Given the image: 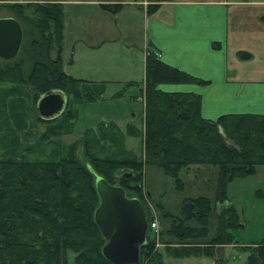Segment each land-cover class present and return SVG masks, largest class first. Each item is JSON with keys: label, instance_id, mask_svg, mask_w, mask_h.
I'll list each match as a JSON object with an SVG mask.
<instances>
[{"label": "trees", "instance_id": "trees-1", "mask_svg": "<svg viewBox=\"0 0 264 264\" xmlns=\"http://www.w3.org/2000/svg\"><path fill=\"white\" fill-rule=\"evenodd\" d=\"M10 8L22 16L28 8H35L33 20L40 38H33L36 33L30 32L34 36L26 46L27 31L15 18L23 30L20 51L14 59L0 58V264H69L72 256L74 264H112L103 256L105 240L95 221L97 177L122 187L131 198L128 190L141 195L140 183L149 166L162 170L176 183L191 167L210 166L219 172L217 204L227 202L226 188L231 180L253 176L264 167V115L205 119L200 95L165 92L159 87L209 83L165 65L152 51L147 56L141 94L145 98L143 158L125 150L126 137L139 135L135 128L122 131L116 123H102L98 131L87 133L84 159H79L77 146H68L62 139L71 135L76 117L68 97L72 95L81 103L83 92L78 86L92 83L63 70L64 6L47 2ZM240 57L250 59L251 54L241 52ZM6 83L14 85L4 87ZM24 84L31 86L34 94L29 106L22 97L24 90L19 89ZM53 91L64 93L68 104L58 118L45 120L37 116V105L42 96ZM103 97L102 90L98 98ZM32 112L37 124L46 125L43 134L27 130ZM212 210L208 198L186 200L182 217L175 218L169 230L156 237L150 229L141 250V264H166L165 255L155 249L157 241L171 244L168 238H173L183 244L207 239ZM218 218V234L206 248L166 249L167 255L214 259L216 246L237 243L234 233L243 228L239 214L229 206ZM152 222L148 221L149 225ZM243 251L248 254L246 264H264V242Z\"/></svg>", "mask_w": 264, "mask_h": 264}, {"label": "rangeland", "instance_id": "rangeland-1", "mask_svg": "<svg viewBox=\"0 0 264 264\" xmlns=\"http://www.w3.org/2000/svg\"><path fill=\"white\" fill-rule=\"evenodd\" d=\"M52 1L62 4L63 0H34L32 2L25 0H6L0 2V18H16L23 24L25 31H27L25 38L27 46L32 39L31 37L34 36L30 32L35 31L36 33L37 31L33 20L34 17L36 18L34 15L35 8H28L22 16L17 11L12 10L10 8L11 5L29 4L30 6H35V4L45 5L47 2ZM100 2L101 6L78 8L76 14L71 6L64 8L66 22L64 20L62 58L63 64H65L63 70L74 78L95 81L98 80L95 78H100L101 71H103V69L96 67L97 63H107L112 65L113 70H107L104 77L106 76L107 78H111V80H118L125 84L113 83L107 89L104 85H96L93 83L91 84L92 86H78L83 92V100L79 103L75 101L72 95L68 97L76 117L71 127V135L64 136L62 139L68 146L75 144L78 148V157L83 160V146L88 135L87 133L90 131H98L102 123H116L123 127L131 124L127 129L132 126L139 135L137 136L135 134V136L126 137L125 150L129 155L140 159L143 158L144 153L143 137L145 133V98L144 95L141 96L143 91L141 90L139 92L140 85L143 84L145 78L142 56L145 35L143 18L139 16V13L135 9L124 11L121 14L118 13L125 5H120L121 3L116 0H100ZM103 3L105 4L103 5ZM104 9L108 10L111 14L104 12ZM126 22H130L129 25L131 27L128 26L126 28ZM88 23L89 25H97L98 23H103L105 26L109 25L111 27L110 40L116 41L111 44L107 43L100 52L99 50L96 52L86 50L85 43L88 44L90 40L85 39L84 29L87 28ZM65 27L67 28L66 32ZM65 36L67 37V41ZM33 38L40 37L36 33ZM78 38H82L80 40L84 41L79 43L76 51L75 60L78 63L71 65V60L74 59L71 48L77 42L76 40ZM104 40L108 41L109 38L107 39L105 37ZM65 42L67 48L64 45ZM55 43V49L53 48L54 58L57 57L58 48L56 41ZM91 43L93 44V41ZM95 44L98 43L95 42ZM149 51L155 52L148 48L147 55ZM155 55L157 57L156 52ZM10 85L14 84L6 83L4 87H9ZM1 89L2 87H0ZM19 89L24 90L25 95L22 97L28 106L31 105L34 95L31 91V86H25L24 84L19 86ZM20 90L17 91L19 92L17 94H20ZM102 90L104 92V98L101 99L98 97H100ZM39 115L38 111L37 116ZM29 117L30 122L28 120L29 126L27 130L34 134H43L47 130L45 124H37L36 119L33 120V112L29 114ZM121 130L123 131V128ZM218 173L216 168L210 166H193L186 172H183L181 179H179L180 182L176 183L174 179L166 176L162 170L149 166L145 169L144 177L140 183V187L142 188L141 195H138L135 191L128 190V195L131 198H138L141 201L148 215L147 220L158 223L159 232H166L170 229L175 218L179 219L182 217L183 205L186 200L201 197L210 199L213 210L210 215L209 236L207 239L190 240L183 244L173 238H168L171 244H168V242L163 244L157 241L155 249L165 255L164 261L166 264H246L248 254L243 251V248L264 242V167L259 168L253 176L231 180L226 188L227 202H218L216 204L219 183ZM229 206H232L237 214H239L240 221L243 225V228L234 233L237 243L225 247L216 246L214 248L216 250L214 259L204 256L175 259L173 256L167 255L166 249L172 250L183 247L198 248L197 246L200 247L201 245V247L206 248L209 245L206 243H209L218 234V217ZM188 224L194 225L193 222H189ZM150 239H152L151 236ZM69 264H74L73 256L70 258Z\"/></svg>", "mask_w": 264, "mask_h": 264}, {"label": "crops", "instance_id": "crops-1", "mask_svg": "<svg viewBox=\"0 0 264 264\" xmlns=\"http://www.w3.org/2000/svg\"><path fill=\"white\" fill-rule=\"evenodd\" d=\"M116 1L125 5L118 13L135 9L143 18L145 78L139 92L145 85L149 48L165 65L209 83L206 86L165 84L159 87L165 92L200 95L201 114L205 119L216 121L228 114L264 115V0ZM62 4L64 8L71 6L75 14L81 7L101 6L100 0H63ZM148 10H153L152 14ZM104 12L110 13L106 9ZM126 23V28L131 27L130 22ZM86 27L83 28L84 37L90 40L85 43L86 50L100 52L107 43L116 41L110 40L109 25L88 23ZM105 37L109 40L105 41ZM80 39L72 45L71 65L78 63L76 51L84 41ZM95 42L98 44L94 45ZM64 45L67 48L66 42ZM241 52L251 54V58L242 59ZM96 67L103 69L100 78H95L98 80H78L104 85L106 89L113 83H124L104 77L107 70H113L112 65L97 63ZM118 125L126 130L131 124Z\"/></svg>", "mask_w": 264, "mask_h": 264}, {"label": "water", "instance_id": "water-1", "mask_svg": "<svg viewBox=\"0 0 264 264\" xmlns=\"http://www.w3.org/2000/svg\"><path fill=\"white\" fill-rule=\"evenodd\" d=\"M6 1V0H0ZM23 30L12 18H0V58L14 59L21 48ZM68 99L53 91L41 97L38 111L41 117L53 120L65 110ZM99 206L95 221L105 240L103 256L112 264H141V250L148 242L149 223L138 198H129L126 191L109 184L103 177L96 179Z\"/></svg>", "mask_w": 264, "mask_h": 264}, {"label": "built area", "instance_id": "built-area-1", "mask_svg": "<svg viewBox=\"0 0 264 264\" xmlns=\"http://www.w3.org/2000/svg\"><path fill=\"white\" fill-rule=\"evenodd\" d=\"M150 229L156 235V237H158V235H159L160 232H159L158 223L156 221H153L151 223V225H149V231H150Z\"/></svg>", "mask_w": 264, "mask_h": 264}]
</instances>
